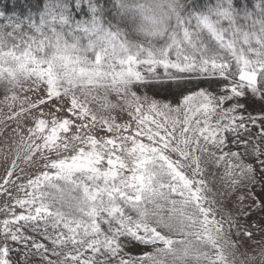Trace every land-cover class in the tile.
<instances>
[{
    "label": "snow or ice",
    "instance_id": "1",
    "mask_svg": "<svg viewBox=\"0 0 264 264\" xmlns=\"http://www.w3.org/2000/svg\"><path fill=\"white\" fill-rule=\"evenodd\" d=\"M202 79L220 92L193 91ZM0 91L19 136L0 264L11 245L41 264H237L247 245L240 264H264V107L245 115L264 104V0H15L0 9Z\"/></svg>",
    "mask_w": 264,
    "mask_h": 264
},
{
    "label": "rangeland",
    "instance_id": "2",
    "mask_svg": "<svg viewBox=\"0 0 264 264\" xmlns=\"http://www.w3.org/2000/svg\"><path fill=\"white\" fill-rule=\"evenodd\" d=\"M199 81H194L193 84L190 86V88L195 91L196 84H199L201 88H204L206 91H209L213 93L212 91L215 89L219 90V87L214 82H203V84L198 83ZM151 94V93H150ZM161 97H167V100L169 103H172L175 105L176 103V97L172 93L168 92H162ZM3 92L0 91V100H3ZM110 99H114V97H110ZM249 106L253 107H264V104L261 103V101L257 98L253 100L252 98H249L247 101H245ZM259 102V103H257ZM8 112V108L0 104V118H2L6 113ZM121 119L127 120V116L124 114H121ZM7 127H5L4 123H0V177H3L5 174V168L8 166V164L12 161V159L17 154V149L19 148V136L13 131V129L16 127L15 123L13 121H7L6 122ZM227 147L225 148L226 151ZM5 156H7V160L5 159ZM173 158L175 159V155H173ZM202 160H203V167L205 169L204 179L207 181L208 186L213 189L214 192H221L224 190L225 186V178H224V168L223 167H217L211 160L208 159L206 154H202ZM30 174L37 171L35 168L26 169ZM187 173L190 174L191 169L185 170ZM259 191V189L257 188ZM257 191V192H258ZM14 195L23 196V193H14ZM217 199H221L219 195L217 196ZM232 200H234V197H231ZM6 203L5 199L0 196V208L4 206ZM8 203H11V201H8ZM231 207V204L228 205ZM218 209L220 208V204L218 203L215 205ZM17 212L21 211L19 208L16 209ZM218 217L220 213H217ZM255 217V216H254ZM253 217V218H254ZM5 218V213L0 211V221H2ZM255 219V218H254ZM235 239V237H233ZM255 247V246H254ZM247 248V245L245 247L240 248V250L236 253L235 259L237 261V264H240L241 260H245L246 257L242 255V253L245 252V249ZM249 252H251V248L247 249ZM255 255H258V249L255 253ZM232 259L233 257H229ZM258 264V262H257Z\"/></svg>",
    "mask_w": 264,
    "mask_h": 264
},
{
    "label": "trees",
    "instance_id": "3",
    "mask_svg": "<svg viewBox=\"0 0 264 264\" xmlns=\"http://www.w3.org/2000/svg\"><path fill=\"white\" fill-rule=\"evenodd\" d=\"M15 0H0V9L4 8V7H12L14 4ZM143 2V0H142ZM149 2H151V0H149ZM205 3L208 2V0H204ZM203 82H213L212 79H208V80H201L198 83L203 84ZM214 94L215 93H219L220 92V88L215 89L212 91ZM259 103V102H257ZM248 105V104H247ZM256 105H254L253 107L248 105V109H247V113H245V115H247L248 113H251L253 115L258 114L260 109L262 108L260 107H255ZM253 131H255V129H253ZM229 149H231L232 151H239L241 152V154H244V149L242 147H238L234 141L233 138L231 136V134H229V143L227 145V149L226 151H228ZM244 159L246 162L250 161V157L244 156ZM256 191H258L256 189ZM255 220H260L261 216L260 215H256ZM25 231L27 232L28 230L25 229ZM11 247L14 249L11 253V259L14 262V264H24L25 259H27L28 264H41L40 261V257L38 255L35 254H28L27 257L25 256L26 252H31V250H25L23 248L20 249V252L18 253L17 251H15V249L18 247L17 245H11ZM158 247V246H157ZM153 251V247L152 246H145V245H132L129 244L126 248H125V252L128 253L130 256H137V255H142L144 252H152Z\"/></svg>",
    "mask_w": 264,
    "mask_h": 264
}]
</instances>
